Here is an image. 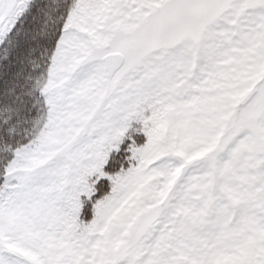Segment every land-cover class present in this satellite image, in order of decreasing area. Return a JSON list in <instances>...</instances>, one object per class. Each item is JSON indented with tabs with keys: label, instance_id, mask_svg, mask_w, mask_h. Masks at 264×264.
Listing matches in <instances>:
<instances>
[{
	"label": "snow or ice",
	"instance_id": "obj_1",
	"mask_svg": "<svg viewBox=\"0 0 264 264\" xmlns=\"http://www.w3.org/2000/svg\"><path fill=\"white\" fill-rule=\"evenodd\" d=\"M0 264H264V0H0Z\"/></svg>",
	"mask_w": 264,
	"mask_h": 264
}]
</instances>
